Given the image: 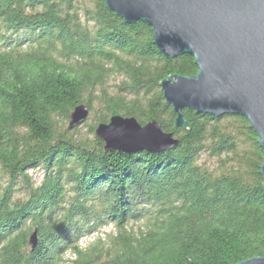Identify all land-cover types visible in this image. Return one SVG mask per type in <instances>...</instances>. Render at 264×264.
Returning a JSON list of instances; mask_svg holds the SVG:
<instances>
[{
    "label": "trees",
    "instance_id": "obj_1",
    "mask_svg": "<svg viewBox=\"0 0 264 264\" xmlns=\"http://www.w3.org/2000/svg\"><path fill=\"white\" fill-rule=\"evenodd\" d=\"M197 73L194 57L166 58L150 26L127 24L105 0H0V264L264 257V150L250 122L185 109L189 128L179 129L164 98L162 80ZM114 74L123 80L111 93ZM95 96L106 110L98 123L118 114L155 119L179 144L105 152L94 126L91 141L58 128L81 103L93 111ZM205 154L219 159L220 173L201 163ZM38 168L40 184L30 177ZM110 224L114 234L80 245Z\"/></svg>",
    "mask_w": 264,
    "mask_h": 264
},
{
    "label": "water",
    "instance_id": "obj_2",
    "mask_svg": "<svg viewBox=\"0 0 264 264\" xmlns=\"http://www.w3.org/2000/svg\"><path fill=\"white\" fill-rule=\"evenodd\" d=\"M127 24L143 22L153 31L154 44L168 59L188 54L198 73L171 75L160 86L172 106L175 127L188 129L184 110L214 117L247 118L264 150V0H105ZM91 113L87 104L70 114L69 130L83 125ZM95 136L105 152H163L179 140L157 120L141 123L134 116L113 115L98 123ZM260 174L264 184V160ZM39 244L38 229L29 240ZM238 264H264L255 257Z\"/></svg>",
    "mask_w": 264,
    "mask_h": 264
},
{
    "label": "rangeland",
    "instance_id": "obj_3",
    "mask_svg": "<svg viewBox=\"0 0 264 264\" xmlns=\"http://www.w3.org/2000/svg\"><path fill=\"white\" fill-rule=\"evenodd\" d=\"M122 80H123V77L121 76V74L112 75L107 80V84L105 86L106 90L111 92V93H114L117 89V86L119 85V83ZM93 98H95V100H96L95 107H94L93 111H91L89 118L85 121V123L83 125H80L73 130H69L68 129L69 120L59 119V120H57L58 128L62 132L67 131L70 134L74 133L76 138L91 141L92 138L94 137V134L90 133V127L94 126L96 128L100 118L106 116L105 106L102 105V103L99 101L97 96H95ZM109 118H110V116L108 117V120H109ZM201 163H203L206 167H208L210 170L215 171L216 173H220L222 171L219 159L211 158L207 154H205L201 157ZM229 166H231V165H229ZM30 177L32 178V180L36 184H40L43 177H44L42 169L38 168V169L31 170L30 171ZM133 225L135 227H137L136 224H133ZM133 225H130V226H133ZM115 232H116V229L113 226V224L104 226V227L98 229L97 232H94L88 236L87 235L83 236V238L81 239L80 245L82 247H86L87 245L92 243L94 240L99 239V238H102V239L107 238L108 236L114 234ZM65 258L72 260L74 258V255H72V253H69L66 255ZM65 264H69V263L67 262Z\"/></svg>",
    "mask_w": 264,
    "mask_h": 264
}]
</instances>
